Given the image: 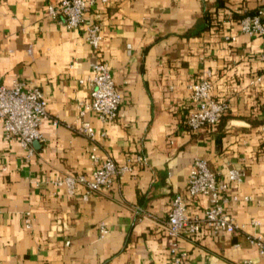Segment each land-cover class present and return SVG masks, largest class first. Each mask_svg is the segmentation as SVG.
Returning <instances> with one entry per match:
<instances>
[{"label": "crops", "instance_id": "crops-1", "mask_svg": "<svg viewBox=\"0 0 264 264\" xmlns=\"http://www.w3.org/2000/svg\"><path fill=\"white\" fill-rule=\"evenodd\" d=\"M58 1L0 0V82L35 83L58 121H43L29 162L16 138L3 139L0 121V264H171L172 240L161 222L173 197L186 196L195 158L238 198L225 212L242 231L202 229L180 238L188 262L264 264L246 239L264 238V91L251 84L263 70L264 38L241 35L238 24L264 11V0H97L74 30L47 15ZM92 24L101 26L96 52L84 34ZM98 61L109 65L123 101L113 122L86 115L96 154L117 165L140 155L144 165L110 189L85 193L78 186L70 197L54 181L91 173L90 144L73 126L78 103L90 100L79 81ZM206 70L212 97L229 109L215 128L193 132L184 124L192 110L187 86ZM208 206V197L198 196L186 211L202 217Z\"/></svg>", "mask_w": 264, "mask_h": 264}, {"label": "built area", "instance_id": "built-area-1", "mask_svg": "<svg viewBox=\"0 0 264 264\" xmlns=\"http://www.w3.org/2000/svg\"><path fill=\"white\" fill-rule=\"evenodd\" d=\"M96 2L97 0H59L55 4L47 5L46 13L66 29L74 30L84 23L87 9L94 6ZM238 24L241 35L249 38H264L263 10H258L254 15H244ZM84 34L92 50L98 51L102 39L101 26L89 25ZM226 40L233 41L235 38L227 37ZM260 61L263 64V70L251 81V84L259 85L264 91V52L260 55ZM211 78L212 72L206 70L197 81L187 86L192 110L184 124L193 132L213 129L228 112L229 107L226 102L217 101L212 97ZM79 83L89 87L90 100L78 103V123L73 126V129L84 136L90 144L89 159L92 169L88 177L81 174H67L54 181V186L65 188L70 197L74 196L78 186H81L85 193L110 189L115 179L127 173H135L144 165V158L140 155L130 156L124 165H117L110 157L100 159L96 154L99 145L93 128L85 121L86 115L93 114L102 123L113 122L118 117L123 101V95L114 83L109 65L101 61L94 63L90 73ZM45 120L58 125V121L50 117L43 93L35 83L13 80L10 85H4L0 82V121L3 127V139L16 138L27 162L35 155L33 144L43 140L40 127ZM261 131L264 132V122ZM198 196L208 197L209 206L202 217H191L186 211L187 203ZM230 199L238 200L236 196L231 198L228 196L227 184L217 179V175L208 167L204 159L195 158L187 175L186 196L173 197L167 219L161 222L167 236L172 240L169 248L171 264H190L187 253L179 248L180 238L192 237L202 229L214 235L242 231V227L237 224L234 217L225 212V205ZM243 200L248 201L249 198L245 197ZM24 218V227L30 231L32 229L31 213L26 212ZM258 224L257 221L252 223L253 226ZM106 233L107 229L101 224L100 237L102 238ZM246 239L258 248L260 255L264 256V238L254 236L246 237ZM242 264H251V262L245 260Z\"/></svg>", "mask_w": 264, "mask_h": 264}, {"label": "trees", "instance_id": "trees-1", "mask_svg": "<svg viewBox=\"0 0 264 264\" xmlns=\"http://www.w3.org/2000/svg\"><path fill=\"white\" fill-rule=\"evenodd\" d=\"M225 116H226V114L220 119L219 123L222 121V119H223ZM219 123H218V124H219ZM218 124H217V125H218ZM217 125H216V126H217ZM216 126H215V127H216ZM215 127H214V128H215Z\"/></svg>", "mask_w": 264, "mask_h": 264}]
</instances>
